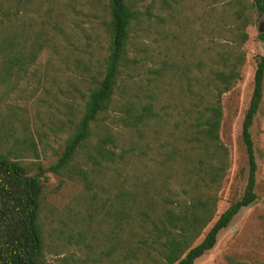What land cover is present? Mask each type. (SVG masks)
<instances>
[{
    "label": "trees",
    "instance_id": "obj_1",
    "mask_svg": "<svg viewBox=\"0 0 264 264\" xmlns=\"http://www.w3.org/2000/svg\"><path fill=\"white\" fill-rule=\"evenodd\" d=\"M148 1L0 0V264H52L43 218L49 173L84 185V219L104 214V257L113 264H195L257 201L251 129L264 99V56L243 127L247 188L215 222L230 169L223 97L243 78L248 29L264 17V0ZM85 23L107 39V53L72 77ZM64 87L83 103L69 104L64 148L46 167L30 124ZM28 88L30 107L20 104ZM163 121L164 144L153 151L161 141L147 134Z\"/></svg>",
    "mask_w": 264,
    "mask_h": 264
},
{
    "label": "rangeland",
    "instance_id": "obj_2",
    "mask_svg": "<svg viewBox=\"0 0 264 264\" xmlns=\"http://www.w3.org/2000/svg\"><path fill=\"white\" fill-rule=\"evenodd\" d=\"M150 2L151 0L147 3ZM262 25L264 26V17L255 15L254 24L248 29L250 39L244 47L247 60L243 69V78L223 97L224 118L221 140L230 151V169L220 192L218 216L215 222L233 202L242 199L248 184L249 161L243 139V127L254 93L257 63L260 57L264 56V40L260 39ZM80 33L81 40L77 42V46L81 49L75 51L76 56L70 67L72 77L80 76L89 62L95 66L94 69L101 66L108 48L107 39L94 35L90 25L85 23ZM152 40L159 42L164 56V34L159 35L157 32ZM151 45H153L152 41ZM156 46L158 45L154 46V55L159 53ZM44 63L45 59L42 60V64ZM140 74L141 71L137 75L138 79ZM75 87L77 86H72L69 90H75ZM28 89L23 93L20 104L24 106L28 103L27 106L30 107L36 97ZM82 91L85 93L86 89L82 88ZM63 92L64 94L60 92L58 96L59 101L53 97L48 98L53 106L50 110L47 106L35 110L30 124L39 150L47 156L42 160L46 167L58 160V155L64 148L68 137L64 124L68 123L69 104L76 102L75 106H77L83 103L80 95L74 100L68 93L71 91H68L67 87H64ZM161 110V114L164 115V99L160 104ZM163 123L164 121L160 122L147 134L161 141L156 145L157 147L151 145L153 151L164 144ZM251 133L258 164L256 185L258 199L252 206L240 212L229 228L220 233L216 247L195 264H229L230 257L249 264H264V99ZM144 143L146 142H141L140 145ZM128 144L129 141L126 145ZM26 158L27 162L34 160L32 155H27ZM47 178V181L44 179L47 198L43 218L51 234L48 261L52 264H113L104 257L106 246L103 240L106 236L103 234L107 233L109 227L102 222L104 214L96 215L91 224L84 219L90 214L84 185L70 180L62 182L63 179L53 173L47 174Z\"/></svg>",
    "mask_w": 264,
    "mask_h": 264
},
{
    "label": "water",
    "instance_id": "obj_3",
    "mask_svg": "<svg viewBox=\"0 0 264 264\" xmlns=\"http://www.w3.org/2000/svg\"><path fill=\"white\" fill-rule=\"evenodd\" d=\"M260 32L262 33V34H264V26L262 25V27H261V29H260Z\"/></svg>",
    "mask_w": 264,
    "mask_h": 264
}]
</instances>
